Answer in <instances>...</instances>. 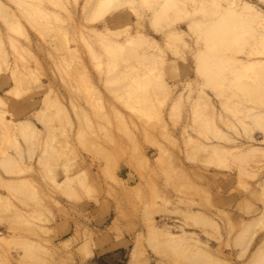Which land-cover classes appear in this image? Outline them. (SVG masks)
<instances>
[{
    "label": "rangeland",
    "instance_id": "1",
    "mask_svg": "<svg viewBox=\"0 0 264 264\" xmlns=\"http://www.w3.org/2000/svg\"><path fill=\"white\" fill-rule=\"evenodd\" d=\"M99 1L0 0V264H264V0Z\"/></svg>",
    "mask_w": 264,
    "mask_h": 264
},
{
    "label": "bare ground",
    "instance_id": "2",
    "mask_svg": "<svg viewBox=\"0 0 264 264\" xmlns=\"http://www.w3.org/2000/svg\"><path fill=\"white\" fill-rule=\"evenodd\" d=\"M110 0H100L99 4H98V9L101 11L103 10V8H105L108 4ZM114 1V0H113ZM203 60V58H202ZM199 69V71H201L202 73L206 74L208 73V69L207 67L204 65L203 62L198 61V66H197V70Z\"/></svg>",
    "mask_w": 264,
    "mask_h": 264
},
{
    "label": "crops",
    "instance_id": "3",
    "mask_svg": "<svg viewBox=\"0 0 264 264\" xmlns=\"http://www.w3.org/2000/svg\"><path fill=\"white\" fill-rule=\"evenodd\" d=\"M116 243H118L120 245L119 247H124V242L122 240H119ZM114 249H116V248H114ZM108 250H112V249H108Z\"/></svg>",
    "mask_w": 264,
    "mask_h": 264
},
{
    "label": "trees",
    "instance_id": "4",
    "mask_svg": "<svg viewBox=\"0 0 264 264\" xmlns=\"http://www.w3.org/2000/svg\"><path fill=\"white\" fill-rule=\"evenodd\" d=\"M121 254H124V252H121Z\"/></svg>",
    "mask_w": 264,
    "mask_h": 264
}]
</instances>
